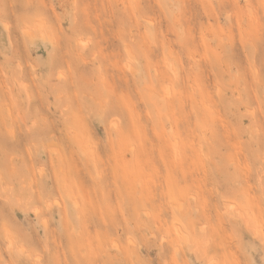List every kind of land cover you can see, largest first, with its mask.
Instances as JSON below:
<instances>
[{"label": "rangeland", "instance_id": "1", "mask_svg": "<svg viewBox=\"0 0 264 264\" xmlns=\"http://www.w3.org/2000/svg\"><path fill=\"white\" fill-rule=\"evenodd\" d=\"M0 264H264V0H0Z\"/></svg>", "mask_w": 264, "mask_h": 264}, {"label": "bare ground", "instance_id": "2", "mask_svg": "<svg viewBox=\"0 0 264 264\" xmlns=\"http://www.w3.org/2000/svg\"><path fill=\"white\" fill-rule=\"evenodd\" d=\"M29 31H30V30H28V32H29ZM25 32H27V31H25ZM25 32H24V33H25ZM28 32H27L26 34L29 35ZM82 45H83V44H82ZM85 45H86V44H85ZM82 47H83V46H82ZM85 47H86V46H85ZM198 61H199V60H198ZM170 69H171V67H170ZM170 71H171V70H170ZM173 73H175V72H173ZM174 75H175V74H174ZM168 89H169V88H168ZM218 90H220V89H218ZM220 92H222V91L220 90ZM220 92H218V94H219ZM167 96H168V95H167ZM169 96H170V95H169ZM132 150H133V149H132ZM132 150H131V151H132ZM40 172H41V171H40ZM41 176H42V175H41ZM49 205H50V204H49ZM59 207H60V206H59ZM148 216H149V215H148ZM42 222H43V221H42ZM44 225H45V224H44ZM47 226H48V225H47ZM45 228H46V226H45Z\"/></svg>", "mask_w": 264, "mask_h": 264}]
</instances>
